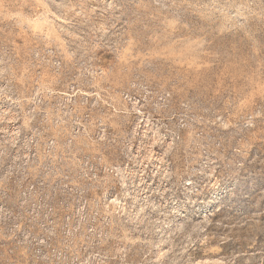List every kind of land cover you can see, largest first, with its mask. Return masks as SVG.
I'll use <instances>...</instances> for the list:
<instances>
[{"label":"rangeland","instance_id":"374dc122","mask_svg":"<svg viewBox=\"0 0 264 264\" xmlns=\"http://www.w3.org/2000/svg\"><path fill=\"white\" fill-rule=\"evenodd\" d=\"M98 155L64 257L12 176ZM0 203V264H264V0H0Z\"/></svg>","mask_w":264,"mask_h":264},{"label":"built area","instance_id":"2783aa9c","mask_svg":"<svg viewBox=\"0 0 264 264\" xmlns=\"http://www.w3.org/2000/svg\"><path fill=\"white\" fill-rule=\"evenodd\" d=\"M125 95L130 102L135 99L127 94ZM99 126L100 135H103L106 127L103 124ZM29 138L31 146L37 145L38 136L30 135ZM69 140L73 141V139ZM124 155L125 153H123ZM101 160L102 158L99 155L97 157L85 156L82 157L81 167L73 172L65 169L44 171L39 176L34 175L32 179L29 176L20 182L15 180V176H12L14 177L18 197L22 199L21 205L26 204L18 226H46L47 243L63 256L68 253L60 249V245H58L61 240L58 238L60 233L58 228L62 226L92 225L97 234L98 230L95 225L100 222L105 223L110 218L105 212L95 209V199L92 200V198L87 197V193L96 191L107 178L113 179V183L108 187V190H112L117 182H121L127 187L126 181L128 179L127 162L114 165L102 163ZM110 201L114 202V199L111 198ZM2 207L3 205L0 203V208ZM14 221L13 218L12 222ZM27 233L30 234L32 241L37 240L32 232L27 231ZM96 234L93 235L94 239H97Z\"/></svg>","mask_w":264,"mask_h":264},{"label":"bare ground","instance_id":"6f19581e","mask_svg":"<svg viewBox=\"0 0 264 264\" xmlns=\"http://www.w3.org/2000/svg\"><path fill=\"white\" fill-rule=\"evenodd\" d=\"M151 157V156H150ZM152 158V157H151Z\"/></svg>","mask_w":264,"mask_h":264}]
</instances>
